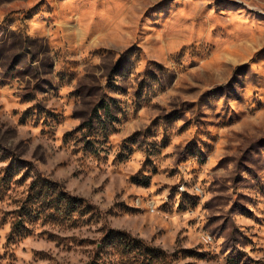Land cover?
<instances>
[{
	"label": "rangeland",
	"instance_id": "374dc122",
	"mask_svg": "<svg viewBox=\"0 0 264 264\" xmlns=\"http://www.w3.org/2000/svg\"><path fill=\"white\" fill-rule=\"evenodd\" d=\"M0 264H264V0H0Z\"/></svg>",
	"mask_w": 264,
	"mask_h": 264
},
{
	"label": "trees",
	"instance_id": "16d2710c",
	"mask_svg": "<svg viewBox=\"0 0 264 264\" xmlns=\"http://www.w3.org/2000/svg\"><path fill=\"white\" fill-rule=\"evenodd\" d=\"M122 237H123V234H122Z\"/></svg>",
	"mask_w": 264,
	"mask_h": 264
}]
</instances>
